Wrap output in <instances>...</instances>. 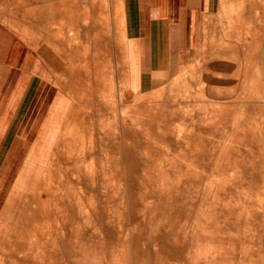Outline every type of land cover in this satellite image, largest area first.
Instances as JSON below:
<instances>
[{"label": "rangeland", "instance_id": "374dc122", "mask_svg": "<svg viewBox=\"0 0 264 264\" xmlns=\"http://www.w3.org/2000/svg\"><path fill=\"white\" fill-rule=\"evenodd\" d=\"M53 3L63 8V17L70 4L74 24L62 18L61 12L44 30L35 16L36 0H0V27L51 58L57 54L61 76L65 74L61 67H66L68 53V61L73 63L71 71L81 70L90 79L87 84L80 78L74 81L81 128L63 131L59 139L62 144L55 147L47 163V169L55 171L50 175L44 170L27 194H12L7 209L0 211V264H5L3 255L7 253L1 250L19 255L14 248L24 245L56 250V264H264L259 255V223L231 220L224 224L225 232L215 235L212 229L217 225L197 220V215L205 211L196 204L173 210L168 217L162 207L150 204L157 194L158 176L194 173L202 165L204 155L189 152L185 145L188 141L207 142L208 136L213 141L221 140L224 133L220 128L229 127V141L241 142V131L246 127L263 126V15L257 28L250 29L246 65L238 73L218 75L213 87L207 86L195 71L183 73L159 91L131 98L125 79L126 12L122 0H52L45 4ZM234 10L240 13L241 8ZM215 22L217 36H226L229 0H219ZM100 78L102 83L96 85ZM106 93L107 97L103 95ZM243 109L257 113L250 118ZM221 110L228 113L226 121L218 116ZM215 126L218 131L210 130ZM14 134L11 131L10 136ZM34 145L22 169L21 182L28 179L26 176L32 172L29 168L37 161L39 152L32 154ZM26 155L27 151L23 152L19 167ZM74 165L81 170L76 173L83 175L88 166V170L106 176L97 177L92 184V178L85 182L82 175L78 180L69 172H58V168ZM51 195H67V199L73 196V207L64 213L66 216L54 211L52 223H37L34 206L42 203L48 209ZM260 217L264 225V212ZM35 226L40 228V235L31 241H18L23 231L33 234ZM39 237L41 240L36 239ZM50 237L58 239L50 241Z\"/></svg>", "mask_w": 264, "mask_h": 264}, {"label": "crops", "instance_id": "0c3cea01", "mask_svg": "<svg viewBox=\"0 0 264 264\" xmlns=\"http://www.w3.org/2000/svg\"><path fill=\"white\" fill-rule=\"evenodd\" d=\"M122 1L127 37L124 46L125 79L127 95L131 98L159 91L183 73L195 71L209 87L216 85L218 75L238 73L249 52L250 29L257 28L260 16L264 18V0H229L228 41L227 35L219 38L215 31L219 0ZM237 7L243 11L236 12L234 9ZM228 47L229 55L225 53ZM38 51L9 29L0 27L2 212L7 209L12 194H27L26 190L36 184L44 170L52 175L55 169H47V163L55 147L62 144L59 139L63 131L70 127L73 131L81 128V120L77 119L80 117L76 108L78 102L74 99V81L80 78L87 84L90 79L84 72L71 71L73 63H69L68 53L66 67H61L65 74L61 76L57 54L51 58L42 50ZM235 65L237 69L233 71ZM101 83V78L96 81V85ZM103 95L107 97V93ZM11 131H15L12 136ZM33 143L32 154L39 152V155L29 168L32 172L26 176L28 179L21 182L22 169ZM25 151L27 155L19 167ZM58 172L71 174L66 168H58ZM40 206L41 203L34 206L36 222L40 218ZM26 234L30 233H21L18 241L25 240ZM5 252L11 253L10 250Z\"/></svg>", "mask_w": 264, "mask_h": 264}, {"label": "bare ground", "instance_id": "6f19581e", "mask_svg": "<svg viewBox=\"0 0 264 264\" xmlns=\"http://www.w3.org/2000/svg\"><path fill=\"white\" fill-rule=\"evenodd\" d=\"M50 1L52 0H36L37 6L34 10L36 13L35 16L42 29L44 30L47 29L48 23L52 24L53 22H55L53 18L58 17L61 12H62L61 13L62 18L66 19L68 23H70L69 21H71V23L74 24V20H73L74 16L73 14L70 15L73 7L70 6V4H69L70 10L66 6L67 12L66 15H64L65 17H63L62 15L64 14L63 8L60 9L61 6H59V4L53 3L50 4L49 6L45 4ZM101 5L100 7H98V10H101L100 9L102 7ZM86 21L89 20H87L86 18ZM48 33H52L53 36L55 37L59 36L58 33L55 34L54 32L51 31H49ZM226 35L229 41V25H227ZM126 39L127 37L124 38V41H126ZM225 53L229 55V47L225 51ZM94 71L96 73L99 72L97 68H94ZM82 72L83 71H81V73ZM217 104L219 105L221 103H217ZM240 109L241 106L239 110ZM242 112L243 111L241 110L240 113ZM253 113H257V112L253 110H244V114H246L247 117L251 118L252 117L251 114ZM227 114H228L227 112L222 110L218 112V116H221L224 121L227 120ZM238 114L237 116H239ZM221 117H217V119L222 120ZM77 119L82 120V117L78 116ZM235 123L237 124V122ZM211 128L214 131L216 130L218 131L219 129L218 126L210 127V130ZM228 128L229 127L220 128L221 131L224 133V135H222V139L218 141H213L214 138H211L210 136L206 137L207 142L202 140L199 141L195 140L193 142L188 141L185 145L188 147L189 152L196 153L199 155H204V157H202V161H203V163H201L202 165L195 168L194 173H181V174L168 173L166 176L165 175L158 176L159 178L157 179L158 185L156 190L157 194L155 196V200L153 202L151 201L150 204L152 206L155 205L156 207H162L165 210L167 217L168 214L173 210H177L185 206L189 207L191 203L196 204L201 208H204L205 211L197 215V220L201 222V220L204 219L207 223L211 222L217 225L212 229V233L213 234L216 233L215 235L225 232L227 230V226H225L224 224L229 223L231 220L243 219V220H251L256 223H259L256 224L259 225L258 230L260 231L259 238H260L261 248L259 249L261 250V254L259 255L262 256L264 262V225H262V220L260 217V214L264 212V142H263L264 123L263 126L261 125V127L256 125L255 127H246L244 130H242L241 134L243 136V141L241 142L229 141ZM214 135H216V133H214ZM201 137H203V135H201ZM207 153L209 155H207ZM177 158L179 157L177 156ZM165 159L168 158L166 157ZM161 164H163V162ZM188 165H190V162L188 163ZM86 166L87 165H85V167ZM86 168L87 170H85ZM86 168L84 169L86 172L83 175L81 173H76L77 171L80 170V168L77 165L76 167L74 165L73 168L67 167L66 169L70 170L72 178H77L79 180L82 175L85 182H89V180H91L92 178V184L96 183L95 179L97 177L106 176V174L101 175L99 173H95V170L92 169L91 167L89 168H91L92 170L91 169L88 170V166ZM117 169L118 168H115V170ZM118 182L120 183V180H118ZM73 204H74L73 196H70V198L67 199V195H58V196L51 195L50 202L47 203L48 209H46L45 206L41 203L39 209L40 218L37 221V223L39 222L40 223L44 222L45 224L52 223L53 217L51 216V214H53L54 211L58 214H61V216L62 215L66 216V214L64 213H67L69 211V207H73L72 206ZM259 208H261V210L263 211L262 212L258 211ZM47 210L49 211V213ZM64 219H66V217H64ZM35 228L36 229L32 228V230L34 231L33 234L30 233L25 235L26 241H31L33 236L36 237L40 235L41 233L40 228L37 226H35ZM247 228L254 229L252 227H247ZM96 231H98V229ZM22 233H25V231H23ZM98 234H100V231H98ZM36 239L41 240L40 237ZM54 239L56 240L58 238L50 237L48 240L55 241ZM33 240H35V238H33ZM26 247L27 246L24 245L22 246V248L19 249L14 248L15 250H19V252L21 253L19 255H17L16 252L15 254L4 253L3 255L4 263L5 264H56L55 262V258L57 257L56 250L44 251L41 249L28 248V247L26 248Z\"/></svg>", "mask_w": 264, "mask_h": 264}]
</instances>
